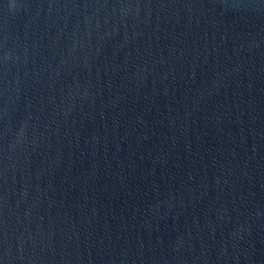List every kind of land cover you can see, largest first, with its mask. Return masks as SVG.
Masks as SVG:
<instances>
[{
    "label": "water",
    "instance_id": "1",
    "mask_svg": "<svg viewBox=\"0 0 264 264\" xmlns=\"http://www.w3.org/2000/svg\"><path fill=\"white\" fill-rule=\"evenodd\" d=\"M0 264H264V0H0Z\"/></svg>",
    "mask_w": 264,
    "mask_h": 264
}]
</instances>
